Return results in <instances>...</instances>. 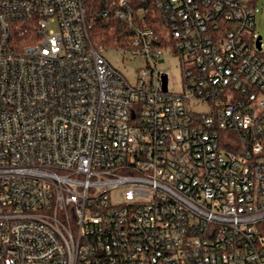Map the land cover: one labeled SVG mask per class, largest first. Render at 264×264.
I'll return each mask as SVG.
<instances>
[{"label": "built area", "instance_id": "built-area-1", "mask_svg": "<svg viewBox=\"0 0 264 264\" xmlns=\"http://www.w3.org/2000/svg\"><path fill=\"white\" fill-rule=\"evenodd\" d=\"M257 1L0 0V264H264Z\"/></svg>", "mask_w": 264, "mask_h": 264}, {"label": "rangeland", "instance_id": "rangeland-1", "mask_svg": "<svg viewBox=\"0 0 264 264\" xmlns=\"http://www.w3.org/2000/svg\"><path fill=\"white\" fill-rule=\"evenodd\" d=\"M257 7L259 11L257 13V23L254 31L261 35L264 51V0H258ZM103 55L110 64L120 71L122 70L127 75H131L137 68V59L129 58L127 53L123 54L114 48L105 49ZM160 66L167 71L168 86L171 89H178L180 87L181 75L177 58L170 55L165 56Z\"/></svg>", "mask_w": 264, "mask_h": 264}, {"label": "trees", "instance_id": "trees-1", "mask_svg": "<svg viewBox=\"0 0 264 264\" xmlns=\"http://www.w3.org/2000/svg\"><path fill=\"white\" fill-rule=\"evenodd\" d=\"M97 4V8H98ZM128 29L126 25L113 17L96 18L89 29V38L92 44L104 49L121 48L128 44ZM264 234V222L261 226Z\"/></svg>", "mask_w": 264, "mask_h": 264}, {"label": "water", "instance_id": "water-1", "mask_svg": "<svg viewBox=\"0 0 264 264\" xmlns=\"http://www.w3.org/2000/svg\"><path fill=\"white\" fill-rule=\"evenodd\" d=\"M259 39H260V35H258L257 39H256V46L259 47ZM166 87V77L165 75L163 76V84H162V88L165 90Z\"/></svg>", "mask_w": 264, "mask_h": 264}]
</instances>
